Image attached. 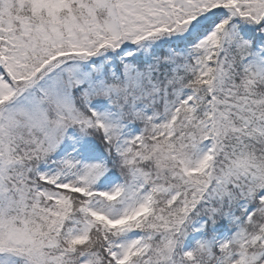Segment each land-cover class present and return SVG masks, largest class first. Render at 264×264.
<instances>
[{
	"label": "snow or ice",
	"instance_id": "snow-or-ice-1",
	"mask_svg": "<svg viewBox=\"0 0 264 264\" xmlns=\"http://www.w3.org/2000/svg\"><path fill=\"white\" fill-rule=\"evenodd\" d=\"M0 264H264V0H0Z\"/></svg>",
	"mask_w": 264,
	"mask_h": 264
}]
</instances>
